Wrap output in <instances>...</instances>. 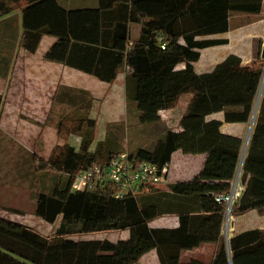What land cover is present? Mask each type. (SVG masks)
Segmentation results:
<instances>
[{
  "label": "trees",
  "instance_id": "16d2710c",
  "mask_svg": "<svg viewBox=\"0 0 264 264\" xmlns=\"http://www.w3.org/2000/svg\"><path fill=\"white\" fill-rule=\"evenodd\" d=\"M19 1L0 0V34L1 17L22 6L21 44L27 50L34 51L42 35L48 33L58 36L45 55L52 61L77 64L70 54L77 39L111 51L117 59L111 71L101 66L79 68L108 81L124 70L126 97L136 104L141 123L156 122L160 110L174 107L181 95L191 94L179 122L181 129H167L155 144L136 148L130 153L135 159L163 165L178 149L207 152V158L191 181L171 183L169 192L156 189L148 200L132 195L115 197L111 187L73 191L74 173L108 157L100 141L91 149L96 120L89 113L61 120L57 134L64 139L78 134L79 148L65 142L56 145L47 159L33 155L36 171L59 172L66 178L52 193L36 196L37 216L50 223L61 216L56 235L45 236L22 222L0 216V264H140L141 257L154 248L161 264H204L197 259L188 263L180 259L182 249L202 242L217 243L209 264H264V230H246L226 240L222 232L225 207L215 200V194L231 187L243 139L222 133L221 121L206 120L207 115L221 110H225L226 121L250 119L262 82L263 61L257 58L244 66L238 55L230 54L212 71L201 74L193 65L202 48L228 42L207 36L226 32L232 12L259 13L262 0H99L97 7L77 9H65L57 0H25V5ZM130 22L141 25V37L132 43L128 41ZM179 63L185 67L175 69ZM257 143H264V90L244 162V174H251V179L233 215L264 206V196L254 193L255 188L264 186V148H257ZM177 195L195 196L212 213L198 221L182 213L177 227H151L150 220L176 208ZM108 230H129V237L117 241L69 237L76 232Z\"/></svg>",
  "mask_w": 264,
  "mask_h": 264
},
{
  "label": "crops",
  "instance_id": "0c3cea01",
  "mask_svg": "<svg viewBox=\"0 0 264 264\" xmlns=\"http://www.w3.org/2000/svg\"><path fill=\"white\" fill-rule=\"evenodd\" d=\"M60 6L65 9H77V8H90L97 7L99 5V0H57ZM22 5L26 4L25 0L19 1ZM17 2V4L19 3ZM13 3V2H12ZM240 13V12H239ZM247 13V12H243ZM255 14V13H251ZM263 17H260L258 23L254 21V24H258L254 29L239 28L238 31H232L229 25V29L223 32L224 36H219L215 38H226L228 40L225 44H219L215 46H209L202 48L200 50V57L197 61L193 62L194 69L197 73H206L212 71L216 65L222 62L228 55L235 54L238 55L242 60V65L247 66L256 60L254 41L260 40V37H264V0H262V7L259 13ZM231 17V15H230ZM1 34H0V50H7L9 56L14 54H22L26 57L21 60H16L15 55L12 56L11 66L9 67L6 78L4 82H9L10 75H12L18 67H28L33 68L36 72L33 73L38 80L43 81L45 84H51L53 87L52 95L54 96L57 91V86L59 84L85 89L87 91H92L95 93L96 89L105 91L110 97H119L122 99L123 106L119 104L109 103L108 105H103L99 107L100 111H94L92 108L90 111V116L96 120L97 128L104 123V126L110 121L120 120L122 118L121 114L127 109L128 102L124 100L125 98V77L126 72L120 71L113 81H108L100 78L94 72L87 71L79 67L96 68L98 66L103 67V69H111L114 67L117 59H114L111 51L105 52L103 46L98 48L91 47L88 45H93L85 42V40H75L79 41L75 45V48L70 51L72 59L77 64H65L58 61H52L45 57L48 50L58 41V36L55 34L44 33L40 39L37 48L34 51H29L23 47L21 40L24 33L23 27V16H22V6H15L13 10L4 14L1 17ZM231 23V19H230ZM260 23V25H259ZM263 26V27H262ZM259 27H262L259 29ZM100 35V32L97 33ZM222 34V33H219ZM215 35V34H214ZM102 34L100 35V37ZM213 36V35H212ZM141 37V25L137 22L129 23V43L136 41ZM209 38H214L207 36ZM85 43V44H83ZM108 49V47H106ZM104 54L101 56V54ZM14 58V59H13ZM17 63V65H16ZM185 67V63H179L176 65L175 69H182ZM110 73V72H109ZM39 81V83H40ZM93 85V87H90ZM95 90V91H94ZM42 93V89L39 90V94ZM92 93V94H93ZM50 94V91H49ZM46 94H44L42 99H46ZM96 97V95H94ZM191 94H183L180 96L178 103L168 109H162L159 112L160 118L156 122L147 123L148 124V140L151 145L155 144L156 140L163 135L167 129L180 130L179 125L180 119L184 112L186 111L188 101ZM32 98V96H31ZM41 98V95L38 97ZM260 100V99H259ZM258 102V101H257ZM260 103L258 102L257 109L251 114L248 121H226L225 120V110L213 112L206 116V120H219L221 121L220 131L224 134L231 136H236L243 139V146L241 149V160L238 170L234 178L238 179V185L241 189V195H243L250 183L251 174H244V162L248 153L250 140L255 130L256 121L260 112ZM135 108H137L136 104ZM94 106V104H92ZM102 113V115H101ZM137 115H139V110L137 108ZM107 115V118L105 116ZM140 125H146L140 123ZM160 128V129H159ZM78 138H80L78 136ZM22 142L21 139H17ZM81 141V139H80ZM80 141L78 145L75 146L79 148ZM23 143V142H22ZM94 143V142H93ZM92 143V145H93ZM153 143V144H152ZM257 148H264V143L256 144ZM91 149H95L91 146ZM259 151V150H258ZM257 151V152H258ZM255 150V153H257ZM40 156V155H39ZM41 157V156H40ZM207 152L201 153H185L181 149L173 152L171 160L168 163L170 172L168 175L167 188L161 189L169 192L170 184L178 181H191L195 176H197L206 161ZM47 159V158H45ZM39 163V162H38ZM233 178V179H234ZM256 181L259 178L255 179ZM152 192V191H151ZM151 192L148 191L149 194ZM255 194L264 196V186H259L255 188ZM148 194V195H149ZM169 198H173L170 196ZM176 208L164 210L161 214L156 216L154 219L150 220L149 225L151 227H167L173 228L180 224V214H189L192 216L194 221L201 220L204 215H209L212 212L207 210L203 205L201 200L195 196H183L177 195L175 200ZM181 204V205H180ZM165 207V206H164ZM227 222L226 213L224 218V224L222 232L229 240L235 234L240 232L250 230V229H262L264 230V206L260 208H253L244 213L233 215ZM225 223H230L226 227ZM128 236L129 237V230ZM124 238V239H126ZM217 249L216 242H202L199 246L192 249H182L180 253V259L183 263H188L192 259H197L204 264H209L215 256ZM148 257V261L143 259ZM161 264L157 249H151L145 253L141 259L140 264Z\"/></svg>",
  "mask_w": 264,
  "mask_h": 264
},
{
  "label": "rangeland",
  "instance_id": "374dc122",
  "mask_svg": "<svg viewBox=\"0 0 264 264\" xmlns=\"http://www.w3.org/2000/svg\"><path fill=\"white\" fill-rule=\"evenodd\" d=\"M260 17L263 15L232 12L230 28L232 31H238L237 29L242 27L254 29L258 25L254 24V21L258 23ZM224 35L222 33L210 36L215 38ZM254 48L256 59L260 58L263 61L262 82L254 105L256 110L264 90V37L254 41ZM14 55L16 60L26 58L20 53H12L9 56L6 49L0 50V216L22 222L45 236L53 237L56 235L61 216L54 223L37 216L35 214L36 196L39 192L52 193L54 188L63 183L66 178L59 172L36 171L33 155H40L45 159L58 144L69 142L74 146L78 145L81 139L78 134L72 133L68 139L57 134V125L61 120L85 116L91 113L92 108H95V112L100 111L99 107H102V104L108 105V102L112 101L116 105L123 106V101L118 99L119 97H110L103 88L102 90L98 88L93 93L62 84L57 86L56 94L53 96V86L38 80L33 74L36 71L31 67H18L10 75L9 82H4L5 79L1 78H6L11 66L10 60ZM41 89L42 93L39 94ZM44 94L47 95L46 99H42ZM124 98L128 105L121 114L122 118L110 121L105 126L103 122L98 128V125L96 126L92 146L96 148L99 141L102 142L100 146L105 152V157H108L110 152L126 150L131 153L140 146L148 148L151 144L148 140V124L140 125L134 102L127 100L126 93ZM17 139H21L23 143ZM166 188L167 183L159 187V189ZM156 189L149 191H153L151 195L156 193ZM148 194L145 191L138 196L146 197L148 200ZM231 216L226 214L227 222ZM225 224L226 227L230 225V223ZM127 236L126 230H108L90 233L76 232L69 237L76 240L107 238L117 241ZM144 261H148V257H145Z\"/></svg>",
  "mask_w": 264,
  "mask_h": 264
},
{
  "label": "built area",
  "instance_id": "2783aa9c",
  "mask_svg": "<svg viewBox=\"0 0 264 264\" xmlns=\"http://www.w3.org/2000/svg\"><path fill=\"white\" fill-rule=\"evenodd\" d=\"M162 47H165L164 44ZM169 172L168 163L159 165L147 159L138 160L130 152L120 150L112 152L104 162H97L74 173L71 190L93 191L111 187L115 197L138 196L165 185ZM241 196L238 179L234 178L230 189L215 194V200L222 204L225 213L231 216Z\"/></svg>",
  "mask_w": 264,
  "mask_h": 264
},
{
  "label": "water",
  "instance_id": "95a60500",
  "mask_svg": "<svg viewBox=\"0 0 264 264\" xmlns=\"http://www.w3.org/2000/svg\"><path fill=\"white\" fill-rule=\"evenodd\" d=\"M264 52V51H263Z\"/></svg>",
  "mask_w": 264,
  "mask_h": 264
}]
</instances>
